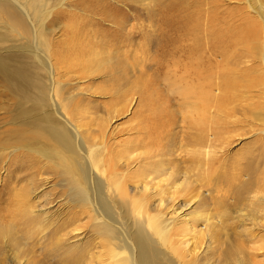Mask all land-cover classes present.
Instances as JSON below:
<instances>
[{"label":"bare ground","instance_id":"1","mask_svg":"<svg viewBox=\"0 0 264 264\" xmlns=\"http://www.w3.org/2000/svg\"><path fill=\"white\" fill-rule=\"evenodd\" d=\"M132 1L0 0V75L16 88L20 104L17 128L0 132V140L11 138L0 141V152L16 154L0 187V203L6 196L11 203V225L0 224V256L7 252L0 264H264L257 259L264 255V149L260 161L249 160L231 177L214 179L211 169L213 124L228 104L243 89L264 99V7L257 10L248 0L262 23L250 32L248 56L257 65L248 70L260 74L241 81L228 68L214 77L216 46L202 30L199 12L124 13L120 4ZM130 18L149 20L154 32L130 30ZM62 27L66 38L59 42L55 32ZM188 37L195 44L183 49L181 39ZM137 39L145 42L131 49ZM149 47L160 59L189 54L191 66L174 76L168 95L159 91L153 72L169 67L150 58ZM26 60L35 65L32 71ZM87 96L104 103L93 107ZM134 100L139 110L130 136L111 144L108 128ZM258 120L264 126V102ZM183 125L194 132L189 145L203 195L189 197L193 179L179 184L177 171L161 158L177 144ZM216 192L224 193L212 200L220 214H204ZM182 197H189L183 202L192 209L189 221L204 224L197 233L195 226L185 229L189 221L171 228L160 221ZM188 232L207 240L203 255L190 259L183 247L178 250L180 241L172 243ZM37 239L45 248L42 260L34 252Z\"/></svg>","mask_w":264,"mask_h":264},{"label":"rangeland","instance_id":"2","mask_svg":"<svg viewBox=\"0 0 264 264\" xmlns=\"http://www.w3.org/2000/svg\"><path fill=\"white\" fill-rule=\"evenodd\" d=\"M250 1L251 3L253 2L252 5H254V7H256L257 10H260L261 5L264 7L263 5L264 0H250ZM121 5L123 4H120L119 6L121 10L124 13L130 12V14H134L140 10L142 11L144 10L145 12L147 11L158 12V11H169V10H175V9L178 10L180 8H182L183 10L194 11L195 13L199 12V14L202 16L200 17V15L198 14L200 17V20L202 18V25H203L202 30L203 28L204 29L206 28L210 32L206 37L213 45L215 44L214 46H216L213 53H211V57H210L213 62L212 73H215L214 77L222 76L220 73L221 68L225 69L226 72L228 68L229 72L232 74L230 75L241 81H243L244 79L253 78L257 74H260V72L250 74L251 71L248 70L249 67L257 65L255 58H253L251 55L248 56L249 50L247 46L248 44L251 43V41H253L249 37L250 32L253 31V29H256L258 31L262 29V23L260 21V18L257 15V13H255L249 8L248 0H145V1L135 0V1L130 2L129 5L127 4L123 6ZM147 23H149V20H146L145 18H143L142 20L130 18L129 28L130 30L133 31L134 29L136 30L139 27L141 28L142 26H145V29H146L145 32H148V33L154 32L153 28L148 27L150 26V23L149 24ZM63 28L64 27L60 29L61 30L60 32L59 31L55 32L56 33L55 38H57L56 40L59 42L65 40L66 38L64 35H62L64 32ZM242 36L245 38V40L242 38ZM193 41L194 40L191 37H188L187 39L183 38L181 39L182 43H180V45L184 47L183 49H187L195 44ZM144 42L145 41L143 39H137V41L135 42V46L132 47L131 49L138 48V46L140 48L142 46L141 44H143ZM148 42L150 43V40ZM258 42L260 43V41ZM254 43H257V42L254 41ZM3 47L4 46H2V48ZM0 49H1V46H0ZM149 50L151 51V54L149 57L152 59H155L156 60L155 62H158L160 57H158L154 48L149 47ZM187 57H189V54H187V52L186 53L182 52L181 54H177V55H168V58L167 57L162 58L163 60L160 59L159 62H162L163 64L167 65L169 68L163 71L153 72V77H155L156 79V82H157L156 86L158 87L159 91L163 93L164 96L170 94L169 84L173 82L174 76L179 75V74L183 75V73L185 72V69H187L186 67L189 68L191 66L190 60L187 59ZM249 59L252 62V63L250 62L251 64L249 63L250 65L245 63ZM10 63L13 64L14 61H10ZM26 63H27V67L30 68L28 71H32V68H34L35 65H33V63L30 64V61L28 60H26ZM174 65H176V67ZM242 65L243 67H241ZM219 67H220V70H219ZM99 81L100 80L93 83L94 85L92 86L94 87L96 84H98L97 82ZM87 84H90V82L86 83V85ZM15 90L16 88H14L12 84H9L8 82L6 83L4 79L2 78V76L0 75V132L1 130L7 129V128H17L13 124V122L15 121V118L19 116L20 104H18L19 99L17 98L15 94ZM257 92L258 91L252 94H248L246 93L244 89L241 90V92L239 91L240 94L237 93L236 100L231 102L232 104L231 103L228 104L225 116L223 115V117L220 120L221 122L219 121L213 124V132H214L213 134H215V136L213 138V144H214L213 156L214 157L212 160V165L213 163L214 165L211 167V169H212V177L214 179H217L219 177H226V176L231 177L233 174L237 173L238 168L239 170L244 168L245 166L248 165L250 161L251 163L255 164L258 161H260V159H262L261 158L263 154L262 151L264 149V134L262 131L264 130V126L262 123L259 122L258 115L260 114V108L264 102V99L261 97L262 94L261 93L258 94ZM245 95L247 96L249 95V96L246 97ZM97 98L98 97L92 98L90 96H87V100H89V102L90 100H92L90 103H91V106L93 107L100 106L104 103V99H97ZM138 104H139V101L134 100L132 106L130 107V111L127 112L124 116H121L118 120L116 121L114 120L113 124L110 125V127L107 130V134L110 137L111 144L113 142H117L125 137L127 138L128 136H130L128 134H130L131 128H133V126L136 124L134 113L138 112L139 110ZM19 120L21 121V119ZM179 131H180L179 133L180 136H179V140L177 144L173 145L174 147L169 146L170 149H167V151H170V150L171 151L169 153L167 152V154L166 152H164L165 154L161 155L162 157L161 156L160 157L166 160L167 163H171V165L168 167H172L177 171V173L179 174V184L183 183L186 177H189L190 180L193 179L192 180L193 185L195 186L194 192L191 193L189 197L195 196V195L196 196L203 195L205 194V190L201 188L200 183H199L200 182L199 178L197 177V175L200 174L198 170L200 167L198 163L196 162L192 163V152H191L192 147L189 145V137L190 136L193 137L192 134L194 132L188 131L184 127V125ZM4 136L5 134H3V137ZM12 138L14 139V137ZM7 139H11V138H3L1 140L3 142L10 141ZM170 153H172V155ZM15 156L16 154H12V152L10 151L0 152V187H2L3 184L5 183L4 178H6L5 176L7 175L8 168L10 166L12 167L16 166L15 164L11 163V161L13 162L16 161V159L14 158ZM225 173L227 175H225ZM220 184H219L220 190L222 189V191L225 192L226 185L224 183H220ZM12 186L13 187L17 186V184L13 183ZM222 195H224V193H221V194H218L217 192L216 194L213 193L212 198L210 200V205L207 207L206 211H203V213L204 214L210 213L216 216L219 215L220 207L217 206L216 203H214L215 201H212V200L218 199L219 197H222ZM8 198L9 197L6 196V201L0 203V212L2 211L1 213L3 215V216H0L1 217L0 224L2 223L4 226L11 225V222L9 220L11 219L9 215L10 214L9 209L11 208L9 205L11 203H8L10 202V199ZM187 199H184L182 197L177 200L176 206H174L173 208H170V207L166 208L163 211V216H162L163 219L161 218L160 220L161 223L163 221L164 225H167L169 226V228H171L173 224L177 223L176 226H182L184 225L183 224L184 222L189 221V220L191 221V219H189L188 214L190 211H192V209L190 207H184V203H183L187 201ZM5 208L8 209V212H7V209ZM4 209H5V212L3 211ZM5 215L7 216L9 215V217ZM84 221L86 222L87 220L86 219L83 220L81 224ZM190 221H189L190 225L188 224L189 228L188 227L185 228L188 231L192 228V226H195L193 228L196 230V233H197L204 227L203 226L204 224L202 222H195L193 224L192 223L193 221L192 222ZM192 235H193L192 233L188 232L185 236L183 235L184 237L180 235H177V237L174 236L175 242H173L174 240H172V243H174V245L176 244V242L180 241L179 243L181 244V246L179 243L176 244L177 247L179 248L178 250L179 251L182 250V253L184 256L189 255L188 257L190 259H192V257H196V255L199 257L204 254L203 252L206 249L205 244L207 241V240H203L202 242H199L197 239H194L193 238L194 236ZM262 235H264V232L259 234V236L261 237ZM37 242H38V239H37ZM30 243L34 244L35 241H32ZM44 246L45 247L47 246L46 243H44ZM169 246L170 244L166 245L164 248L167 249V247ZM181 247L183 248L180 250ZM35 248L36 249L34 250V252H35L36 258L38 260L39 258L42 260V257L45 256L43 255L45 254L44 253L45 248L40 244V242L36 244ZM223 248L225 249V246H223ZM2 254L3 255L0 256V258L4 256L7 257V252L5 253V250L2 252ZM174 257H177V256H174ZM188 257H186L187 261L190 260ZM257 259L264 260V255H259ZM178 260L179 258H177V261ZM180 261L182 260L180 259L178 263L177 262L176 263L181 264Z\"/></svg>","mask_w":264,"mask_h":264}]
</instances>
